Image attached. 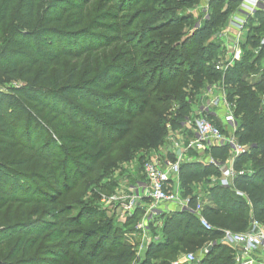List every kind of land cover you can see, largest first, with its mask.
<instances>
[{
  "label": "trees",
  "instance_id": "16d2710c",
  "mask_svg": "<svg viewBox=\"0 0 264 264\" xmlns=\"http://www.w3.org/2000/svg\"><path fill=\"white\" fill-rule=\"evenodd\" d=\"M201 1L0 0V264H172L181 253H195L194 264H236L224 231L264 225V65L247 81L264 58V46L255 51L264 11L250 17L243 57L223 73L214 37L240 0H210L209 16L194 15ZM219 81L236 101L235 137L249 149L229 187L204 192L198 186L219 178L218 167L187 158L179 190L191 206L202 202L212 229L187 210L160 211L148 224L159 236L140 256L144 210L121 228L100 207L104 193H117L126 166L140 183L133 173ZM203 153L225 162L230 148Z\"/></svg>",
  "mask_w": 264,
  "mask_h": 264
},
{
  "label": "built area",
  "instance_id": "2783aa9c",
  "mask_svg": "<svg viewBox=\"0 0 264 264\" xmlns=\"http://www.w3.org/2000/svg\"><path fill=\"white\" fill-rule=\"evenodd\" d=\"M209 1L202 0L191 11L196 14L204 12L208 15ZM258 10L264 11V0H240L237 9L230 14L224 27L214 37V40L221 45L220 54L214 60V66L218 71L226 73L242 59L249 31L248 22ZM200 24L201 20L196 23V26ZM262 46H264V37L261 39L259 48L255 51L258 52ZM200 97L198 106L197 104L195 106L197 108L193 117V137L190 138L187 147L174 149L172 152L174 158H171L168 153L164 158L151 154L152 158L144 165V173L148 180L147 186L144 187L143 192L139 189L134 190L123 201L122 208L126 215H130L139 206L144 210L136 225L137 232L135 233V236L140 239L138 245V255L140 256L149 243L148 224L160 211L187 210L199 217L202 226L212 229V225L202 215V202L199 200L195 206H191L190 198L180 194L179 170L180 165L187 159L188 149L201 153L212 147L229 146L231 164L223 167L221 176L217 178L219 185L224 187L230 186L231 178L236 174L235 159L245 154L249 149L247 145L237 141L235 127L232 132L228 130L236 123V101L229 99L225 82L219 81L209 86ZM211 116L219 119L224 128L217 125ZM211 162L217 164L213 157H211ZM242 172L240 171V173ZM237 194L245 196L240 191H237ZM144 197L149 198V202L142 201ZM118 198L120 197L118 196ZM108 199L114 200L116 197H103L101 202H106ZM220 242L234 248L236 264H264V225L261 222L253 219L250 227L244 232L225 230ZM196 258L195 253H187L172 264L192 263Z\"/></svg>",
  "mask_w": 264,
  "mask_h": 264
},
{
  "label": "rangeland",
  "instance_id": "374dc122",
  "mask_svg": "<svg viewBox=\"0 0 264 264\" xmlns=\"http://www.w3.org/2000/svg\"><path fill=\"white\" fill-rule=\"evenodd\" d=\"M183 8H184V6H183ZM181 9L179 11H181ZM190 12H192V11H190ZM192 13H194V15H195L196 12H192ZM197 14H198V12H197ZM200 20L201 19H199L198 21H200ZM262 62H264V58L261 59V63L258 62L260 65L259 64L256 65V66L259 67L258 70H256V71L252 70V71H248L247 72V74H248L247 75V81L248 82L252 83V82H254L256 80H259L262 77V69H263L262 64L264 65V63H262ZM213 84H215V83H213ZM213 84H211V85H213ZM211 85H209V86H211ZM209 86H207V88ZM200 99H201V97H200ZM198 102H197V106H198ZM196 108H195V110H196ZM193 117H194V114L192 115L191 118H188L186 120V122L184 123V126H183L182 129L176 130V131L175 130H171V129L168 130L167 134L165 136V141H164L163 146L160 149H158L157 151H154L153 152L154 154L152 153V156L158 155L159 157L164 158L167 153L169 155H173L172 152L174 151V149L175 150H177L179 148L185 149L187 147V144H188L190 138H192V135H193V130H194ZM239 125H240V117H236V123H235L234 126H231L232 128L228 129L229 132H232L234 127H235V130H237ZM228 130H227V132H228ZM192 151H193V149H190V150L188 149V151H187L188 153L186 154L187 158H190V160H192V159L193 160L194 159L195 160L200 159V160H202L204 162L208 161L210 164L216 165L218 167V172L220 174H221V169L223 167L228 166L229 164H231V161L229 160V158L227 160H225V162H223L220 159L216 160L214 158V161L217 163V164H215V163L211 162V156L206 155L205 153L195 154V153H192ZM150 158H152V157L150 156ZM245 164H246V162L243 164L242 169L247 168ZM125 169H126V172L121 177H118L119 173H117L116 177L114 178V181L117 182V180H118V183H119V188H118L117 193H114V194H111V195H108L107 193H104V196L106 198H110V197L112 198L113 196H115L116 199H114V200L108 199L106 202H103V203L101 202L102 205L100 206L110 216H113L115 218L116 222L118 223V225L121 228L125 225V223L127 221V218H128L127 216H129V215L124 214V212H123V208H122L123 201L126 200L127 197L130 196L134 192V190H138L139 189V191L143 192L144 187H146L147 184H148V180H147L146 174L144 173V167H143V172L142 173H140V172L137 173L136 172V173L133 174V175H135L136 181L140 182V183H137L135 185H132V183H131V182H133V176H131V175L129 176L131 171H134L133 170L134 168L131 167V166L130 167L126 166ZM135 169H137V165L136 164H135ZM137 177L139 179H137ZM216 182L218 183L217 177H214V178L211 177L210 178V183L208 182V183H205L203 185L198 186L197 191L200 190L201 192H204L207 188H209V186L215 184ZM180 194H181V191H180ZM118 196L120 198H118ZM147 236H148V240L150 242L152 240H156L159 235L155 236L154 232L149 229V232H148ZM144 251L145 250H143L141 252V255H143ZM186 254L187 253H181L180 256L177 258V260L179 258L184 257ZM184 264H194V261L192 263H186L185 262Z\"/></svg>",
  "mask_w": 264,
  "mask_h": 264
},
{
  "label": "crops",
  "instance_id": "0c3cea01",
  "mask_svg": "<svg viewBox=\"0 0 264 264\" xmlns=\"http://www.w3.org/2000/svg\"><path fill=\"white\" fill-rule=\"evenodd\" d=\"M202 153H203V152H201V154H202ZM134 173H136V172H134ZM134 173H133V174H134ZM160 222H161V221H160ZM160 222H159V224H161ZM150 242H151V241H150ZM150 242H149V243H150ZM231 248H232V247H231ZM232 250L235 251L234 248H232Z\"/></svg>",
  "mask_w": 264,
  "mask_h": 264
},
{
  "label": "water",
  "instance_id": "95a60500",
  "mask_svg": "<svg viewBox=\"0 0 264 264\" xmlns=\"http://www.w3.org/2000/svg\"><path fill=\"white\" fill-rule=\"evenodd\" d=\"M198 25V24H197ZM209 249H210V246H209Z\"/></svg>",
  "mask_w": 264,
  "mask_h": 264
}]
</instances>
